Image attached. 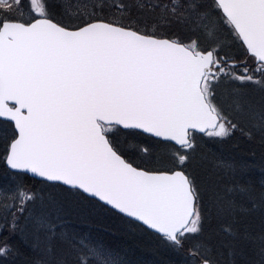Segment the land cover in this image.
Masks as SVG:
<instances>
[{
  "label": "snow or ice",
  "instance_id": "1",
  "mask_svg": "<svg viewBox=\"0 0 264 264\" xmlns=\"http://www.w3.org/2000/svg\"><path fill=\"white\" fill-rule=\"evenodd\" d=\"M0 178V264H264V0H0Z\"/></svg>",
  "mask_w": 264,
  "mask_h": 264
},
{
  "label": "trees",
  "instance_id": "2",
  "mask_svg": "<svg viewBox=\"0 0 264 264\" xmlns=\"http://www.w3.org/2000/svg\"><path fill=\"white\" fill-rule=\"evenodd\" d=\"M209 146L226 159L243 160L256 165L249 170L246 178L250 177L253 181L259 183L262 175L260 170L261 156L259 148H253L252 145L238 140H226L224 142H216L213 140ZM252 151H255V156L251 155ZM0 183H3L2 178H0ZM79 226L84 231H88L91 228L93 232H100L106 241L116 246L121 250L122 254H127L128 258L134 261H152L170 258L166 253H153L149 248L142 246L138 237L125 235L117 231H105L104 225L102 224H81ZM22 251H24L23 248Z\"/></svg>",
  "mask_w": 264,
  "mask_h": 264
}]
</instances>
